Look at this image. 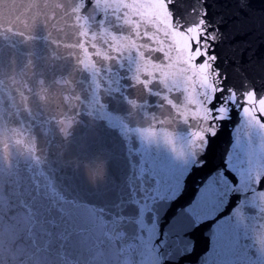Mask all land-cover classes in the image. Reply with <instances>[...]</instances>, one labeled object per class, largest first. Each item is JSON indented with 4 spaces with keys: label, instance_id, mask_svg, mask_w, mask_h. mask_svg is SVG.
<instances>
[{
    "label": "water",
    "instance_id": "obj_1",
    "mask_svg": "<svg viewBox=\"0 0 264 264\" xmlns=\"http://www.w3.org/2000/svg\"><path fill=\"white\" fill-rule=\"evenodd\" d=\"M261 184L264 0H0V264H264Z\"/></svg>",
    "mask_w": 264,
    "mask_h": 264
},
{
    "label": "snow or ice",
    "instance_id": "obj_2",
    "mask_svg": "<svg viewBox=\"0 0 264 264\" xmlns=\"http://www.w3.org/2000/svg\"><path fill=\"white\" fill-rule=\"evenodd\" d=\"M233 180H235V177H233ZM249 190H251V189H249ZM261 190H264V184H261ZM202 195H204V193H202ZM208 195H210V193ZM182 207H185V206H182ZM170 219H171V217H166L165 223H168L170 221ZM229 229H230V225L221 226V228L219 229V231L217 233L218 238L222 239V238L226 237Z\"/></svg>",
    "mask_w": 264,
    "mask_h": 264
}]
</instances>
